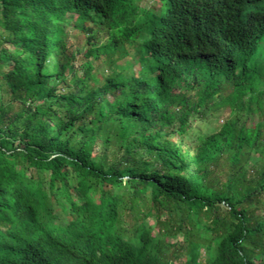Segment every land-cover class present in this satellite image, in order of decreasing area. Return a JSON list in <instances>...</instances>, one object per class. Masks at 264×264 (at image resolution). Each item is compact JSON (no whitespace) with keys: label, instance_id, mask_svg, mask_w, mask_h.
Instances as JSON below:
<instances>
[{"label":"trees","instance_id":"16d2710c","mask_svg":"<svg viewBox=\"0 0 264 264\" xmlns=\"http://www.w3.org/2000/svg\"><path fill=\"white\" fill-rule=\"evenodd\" d=\"M137 1L0 0V264H264V0Z\"/></svg>","mask_w":264,"mask_h":264},{"label":"rangeland","instance_id":"374dc122","mask_svg":"<svg viewBox=\"0 0 264 264\" xmlns=\"http://www.w3.org/2000/svg\"><path fill=\"white\" fill-rule=\"evenodd\" d=\"M157 1L155 0H138L136 2L137 5H139L140 7L143 8H157ZM100 37L98 38V45H101L102 43H105L107 41L108 36L106 35L105 32H102L99 34ZM84 43V41L82 42ZM66 46L67 48H69V50L76 55V59L73 61V64L75 65L76 68H78L82 63H84L86 61L85 58H83V53L85 52V49L83 46H79L77 45V43H75V41H73L72 39H68L66 41ZM99 63V62H98ZM95 63V70L96 72H99V77L100 78H105V75H107L108 73H110L111 71L109 70L108 66H106L105 63H103L102 65ZM118 63L122 64L121 60H118ZM231 112L229 109H223L222 111L217 112V114L215 115V117H208V120L204 121H194V129L193 131H190L188 138L192 140V138H195V136L197 135L198 130H202L205 133H208L209 131L211 132H216L220 130V127L223 125V123L225 122L226 117L230 116ZM210 133V132H209ZM175 141H179L180 138L175 136L174 137ZM194 140V139H193ZM190 140L187 139V141H185L186 143L189 142ZM194 144V143H192ZM191 144V145H192Z\"/></svg>","mask_w":264,"mask_h":264},{"label":"clouds","instance_id":"9594fccd","mask_svg":"<svg viewBox=\"0 0 264 264\" xmlns=\"http://www.w3.org/2000/svg\"><path fill=\"white\" fill-rule=\"evenodd\" d=\"M264 17V16H263ZM217 20V19H216ZM256 26L251 28V34L247 43L240 44L234 39H226L222 32H215L211 36V40L216 43L222 53H225L228 61H242L248 63L252 62L253 65L264 69V31L261 34H253ZM243 43V42H241ZM258 49L259 52L251 50ZM263 62V63H262Z\"/></svg>","mask_w":264,"mask_h":264}]
</instances>
